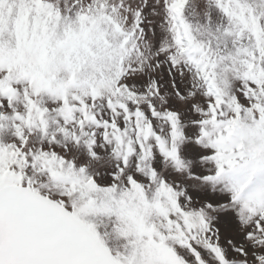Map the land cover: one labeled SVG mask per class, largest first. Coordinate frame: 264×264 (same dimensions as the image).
I'll list each match as a JSON object with an SVG mask.
<instances>
[{"label":"snow or ice","instance_id":"6c2138e0","mask_svg":"<svg viewBox=\"0 0 264 264\" xmlns=\"http://www.w3.org/2000/svg\"><path fill=\"white\" fill-rule=\"evenodd\" d=\"M0 264H264V0H0Z\"/></svg>","mask_w":264,"mask_h":264}]
</instances>
